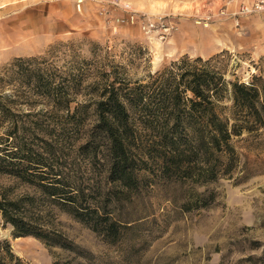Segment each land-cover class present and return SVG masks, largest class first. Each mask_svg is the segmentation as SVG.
Masks as SVG:
<instances>
[{
    "label": "rangeland",
    "instance_id": "1",
    "mask_svg": "<svg viewBox=\"0 0 264 264\" xmlns=\"http://www.w3.org/2000/svg\"><path fill=\"white\" fill-rule=\"evenodd\" d=\"M76 1L0 0V97L9 96L3 103L18 124L34 131L36 121L50 129L82 181L100 193L110 186L101 165L74 152L91 125L90 108L68 117L37 93L27 71H45L67 85L68 114L90 97L88 84L108 70L109 61L122 64L129 81L141 83L181 56L211 58L227 81L247 83L255 75L264 82V12L240 16L237 24L231 15L239 2L252 0H120L128 10L111 0H81L76 9ZM19 58L22 62H14ZM229 104L226 98L217 102L223 115ZM239 151L254 173L243 181L223 177L204 186L215 193L206 208L180 210V188L173 183L149 184L132 195L119 217L133 228L114 242L56 206L39 208L54 229L91 255L76 257L85 264H264V146ZM1 192L12 197L31 189L0 174ZM10 231L0 219V240L25 264H63L74 255Z\"/></svg>",
    "mask_w": 264,
    "mask_h": 264
},
{
    "label": "trees",
    "instance_id": "2",
    "mask_svg": "<svg viewBox=\"0 0 264 264\" xmlns=\"http://www.w3.org/2000/svg\"><path fill=\"white\" fill-rule=\"evenodd\" d=\"M210 61L181 56L147 73L144 83L129 81L123 65L109 61L108 70H101L88 84L90 97L70 114L67 85L51 80L45 71H27L37 93L68 117L90 108L91 125L74 152L99 163L110 186L100 193L95 184L84 183L51 130L36 121H31L34 131L18 124L3 103L9 96L1 95L0 174L31 189L12 197L0 193V219L11 227V235L30 236L49 248L72 252L63 264H85L76 257L88 260L91 255L54 229L40 204L56 206L114 242L133 228L131 221L120 219L119 208L149 184L178 186L176 206L187 211L214 201L215 193L204 187L207 184L223 177L243 181L251 176L252 167L239 148L264 146V82L255 75L247 83L227 81ZM70 84L74 88L76 80ZM223 98L230 101L226 115L217 105ZM237 140L243 145L237 147ZM0 264L25 263L6 240H0Z\"/></svg>",
    "mask_w": 264,
    "mask_h": 264
},
{
    "label": "built area",
    "instance_id": "3",
    "mask_svg": "<svg viewBox=\"0 0 264 264\" xmlns=\"http://www.w3.org/2000/svg\"><path fill=\"white\" fill-rule=\"evenodd\" d=\"M80 2L81 0L76 1V9H79ZM111 2L128 10V5L120 0H111ZM260 12H264V0H252L250 2H239L236 11L231 15L233 16V23L237 24L238 17ZM220 13L222 12L220 11ZM129 17L132 18L133 16L130 14ZM205 18L207 19L209 16H206ZM150 25H153V23H150Z\"/></svg>",
    "mask_w": 264,
    "mask_h": 264
}]
</instances>
